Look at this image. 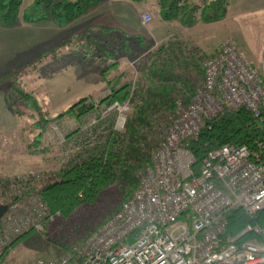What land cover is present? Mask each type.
<instances>
[{"label": "built area", "instance_id": "2783aa9c", "mask_svg": "<svg viewBox=\"0 0 264 264\" xmlns=\"http://www.w3.org/2000/svg\"><path fill=\"white\" fill-rule=\"evenodd\" d=\"M153 20L152 12L141 13L143 25ZM203 65L204 83L191 100L178 98L163 114L150 163L120 210L71 252L26 264H264V222L257 220L264 211V137L253 148L231 143L213 148L199 166L190 149L228 111L247 109L264 130V71L232 39ZM130 108L129 100H116L104 115L115 113L114 129L123 132ZM49 127L60 135L55 122ZM46 147L40 144L37 153ZM2 204L7 211L1 218L0 264H13L15 238L43 231L57 214L34 196ZM237 209L249 222L229 234L228 214Z\"/></svg>", "mask_w": 264, "mask_h": 264}, {"label": "trees", "instance_id": "16d2710c", "mask_svg": "<svg viewBox=\"0 0 264 264\" xmlns=\"http://www.w3.org/2000/svg\"><path fill=\"white\" fill-rule=\"evenodd\" d=\"M102 1L34 0L23 8V0H0V26L10 28L20 21L36 23L53 19L57 25L65 27ZM230 1L158 0L159 16L166 22L194 27L226 18ZM137 38L144 41L143 36ZM127 47L129 51L131 48ZM143 48L150 51L139 64L136 79L127 80V74L117 68L106 96L98 99L84 96L52 118L63 137L59 144L54 143L55 139L49 140L53 131L47 114L35 120V135L29 142L31 150L47 143L40 152L47 156L49 150L62 147V159L56 154L51 156L52 164L34 171L30 177L24 178V174L10 180L0 179V200L24 202L34 196L48 213L57 214L41 232L54 244L59 257L82 244L120 210L138 188L140 174L150 163L152 150L159 142L163 114L174 108L178 98L190 101L204 83L203 64L211 55H204L199 47L180 36L173 35L158 45ZM118 51V47H104V57L119 58ZM13 77L15 74H9L5 79L15 83ZM14 89L32 108H38L34 96L17 86ZM126 99L131 108L125 130L119 132L114 129L116 114L104 115V112L114 101ZM210 125L211 128L202 130L198 139L191 141L196 166L213 148L225 143L253 148L256 141L264 137L259 121L245 108L228 111ZM228 218L229 234L239 233L249 222L240 209L229 212ZM257 220L264 222V211ZM30 232L15 238L13 245Z\"/></svg>", "mask_w": 264, "mask_h": 264}, {"label": "rangeland", "instance_id": "374dc122", "mask_svg": "<svg viewBox=\"0 0 264 264\" xmlns=\"http://www.w3.org/2000/svg\"><path fill=\"white\" fill-rule=\"evenodd\" d=\"M33 1L23 0V3L31 4ZM154 1L149 2L151 4ZM232 1L233 8L236 9L241 0ZM145 2L147 1L103 0L88 14L65 27L48 19L36 22L34 26H17L24 22L20 21L15 25L17 27L0 29V44L4 40H12V46H20L18 44L24 42L21 40L25 36L30 40L25 44L29 43V46L22 50L15 51V46L0 47V58L5 56L7 60H23L20 67L0 71V179L10 180L43 168L45 154L32 151L29 146L35 135V120L41 118L42 114H47L49 123L54 122L53 117L66 111L82 97L98 99L106 96L117 68L127 74V80L136 79L139 64L150 51L143 47L158 45L162 42V37L172 33V36H180L199 47L207 56L221 46H214L222 36L220 26L216 24L202 23L194 27H183L161 23L155 19L143 25L139 21V13ZM111 22L117 25H111ZM138 36H143L146 43L139 41ZM106 39L109 40V47H118L119 58L104 57ZM38 41L41 43L39 46ZM127 45L131 48L129 51ZM9 74H15V83L5 79ZM14 85L34 96L33 101L39 109L32 108L26 100L19 97ZM51 130L53 132L50 133L49 140L55 139L54 143H58L61 133L58 135ZM60 148L49 150L47 164L55 154L62 159ZM0 201L9 203L7 199ZM38 257H59L54 244L41 231H32L23 237L13 245L9 254V260L13 264H26Z\"/></svg>", "mask_w": 264, "mask_h": 264}, {"label": "crops", "instance_id": "0c3cea01", "mask_svg": "<svg viewBox=\"0 0 264 264\" xmlns=\"http://www.w3.org/2000/svg\"><path fill=\"white\" fill-rule=\"evenodd\" d=\"M145 1L147 2H145V4L143 5L139 13V21L141 20V13L144 11H149L154 14V20L158 19L161 21V23L180 25L178 22H175V21L166 22L160 18L158 0L151 2V4L149 2L150 0H145ZM31 4L24 5L23 3V8H27ZM211 23L213 25L216 24L217 26H220L219 31L222 32L221 38L216 42V44H214V46H217L218 48L224 40L232 39L237 44H239L242 48H244L247 56L249 57L251 61L254 62L256 68L260 71H264V0H241L239 3V6L236 9L233 8V1L231 0L227 17L222 20L211 22ZM29 25L34 26L35 23L22 22L18 24L17 26H23V27L27 26L28 27ZM111 25H117V24H114L111 22ZM161 28H164V27L162 26ZM0 29H6V28L0 26ZM9 29H12V27H10ZM153 30L156 31L155 28ZM3 31H6V30H3ZM150 32L153 33L152 31ZM172 34H168L166 37H162L161 41L172 36ZM27 37L28 36H25V39L21 40L24 42L21 44H18L20 46L14 45L15 48H13L14 46H12L13 44L12 40L11 41L4 40L0 44V47H3V48L12 47L13 49H15V51L19 49L22 50L23 48H26L29 46V43L25 45L26 41L27 42L30 41L26 39ZM37 44L38 46L41 45L40 41H38ZM108 45H109V40L106 39L104 41V47L107 48ZM22 62L23 60L16 59V58L15 59L9 58L7 60L5 59V56H4L3 58H0V71L13 70L14 68L20 67V65H22ZM46 158H49V156H46ZM46 158L42 160L43 161L42 167L48 165L47 164L48 160Z\"/></svg>", "mask_w": 264, "mask_h": 264}, {"label": "water", "instance_id": "95a60500", "mask_svg": "<svg viewBox=\"0 0 264 264\" xmlns=\"http://www.w3.org/2000/svg\"><path fill=\"white\" fill-rule=\"evenodd\" d=\"M6 211H7V206L4 205V204L0 205V220L4 216V214L6 213Z\"/></svg>", "mask_w": 264, "mask_h": 264}]
</instances>
